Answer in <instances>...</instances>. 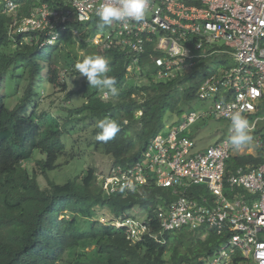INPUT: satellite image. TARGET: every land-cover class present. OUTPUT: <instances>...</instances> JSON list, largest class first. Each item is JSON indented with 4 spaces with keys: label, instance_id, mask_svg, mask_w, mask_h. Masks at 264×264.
Listing matches in <instances>:
<instances>
[{
    "label": "trees",
    "instance_id": "trees-1",
    "mask_svg": "<svg viewBox=\"0 0 264 264\" xmlns=\"http://www.w3.org/2000/svg\"><path fill=\"white\" fill-rule=\"evenodd\" d=\"M18 15L46 4L51 8H69L65 0H12ZM13 16L3 12L0 0V264H204L226 242V235L202 227L162 232L157 214L166 210L181 195L200 201L212 195L204 185L190 186L184 193L156 187L149 182L140 189L109 194L98 183L89 167L64 184L49 177L52 154L65 150V134H76L80 124L90 122L89 145L104 148L111 167L128 168L143 159V153L155 136L178 127L199 101L200 85L222 68L230 66L224 57L200 63L176 78L153 79L155 68L150 50L140 60L141 73H127L129 58L115 49L100 50L84 42L98 27V20L86 23L73 18L53 45H42L44 32L17 34L11 31ZM74 32L83 33L79 55ZM77 43V42H76ZM77 52V53H76ZM87 55L108 59L115 77L118 96L107 89L89 86L74 64ZM155 56V55H154ZM81 78L78 89L70 80ZM136 80H145L138 85ZM50 91L42 96V83ZM148 100L138 102L135 95ZM58 94L62 103L41 109L43 100ZM80 97V106H69L72 97ZM142 112L141 116L137 113ZM115 119L120 131L107 142L96 139L97 122ZM176 118L173 122L172 119ZM138 125V126H137ZM78 132V131H77ZM259 156L232 157L228 168H255L264 163ZM37 155V156H36ZM134 209L139 211L138 216ZM111 212L113 219H146L149 234L138 242L128 239L125 228L98 224L99 211ZM247 259L236 255L232 264ZM245 264V263H244Z\"/></svg>",
    "mask_w": 264,
    "mask_h": 264
},
{
    "label": "built area",
    "instance_id": "built-area-1",
    "mask_svg": "<svg viewBox=\"0 0 264 264\" xmlns=\"http://www.w3.org/2000/svg\"><path fill=\"white\" fill-rule=\"evenodd\" d=\"M65 1L69 8L43 4L27 17L18 15V5L12 0H2V4L3 12L14 18L12 32H44L48 38L42 45H53L58 30L72 18L79 23L98 20L96 8L108 2ZM74 35L81 38L83 33ZM84 42L124 53L132 77L140 75L141 57L150 50L155 55L152 77L158 81L176 78L213 58L230 62L198 89L197 99L210 104L209 112H190L178 127L155 136L140 162L128 168L111 167L98 183L109 194L121 192V184L127 182L135 190L151 182L182 193L192 185H204L212 196L197 201L181 195L157 214L160 230L208 227L226 235V242L204 264H232L236 255L247 259L243 264H264V163L232 171L227 165L232 157H257V151L264 150V0H149L144 21L97 27ZM102 99H108L105 92ZM235 110L249 121L253 142L237 150L223 139L197 150L189 127L211 115L231 126L229 113ZM114 220L110 225L125 228L132 242L150 233L145 218Z\"/></svg>",
    "mask_w": 264,
    "mask_h": 264
},
{
    "label": "rangeland",
    "instance_id": "rangeland-1",
    "mask_svg": "<svg viewBox=\"0 0 264 264\" xmlns=\"http://www.w3.org/2000/svg\"><path fill=\"white\" fill-rule=\"evenodd\" d=\"M74 38L77 42H75V49H79V43L82 41L80 38H77V36H74ZM219 44L223 45V42H220ZM77 52L79 55H82L85 52V48L82 50L79 49ZM206 64L209 65L210 62H207ZM197 68L199 67L197 66ZM136 83L141 85L146 82L145 80H136ZM80 84L81 78L70 80V87L73 90L78 89ZM48 91H50L49 86L45 85L43 82L42 96L47 95ZM150 95V93L147 94V96H142V94H139L135 95L134 98L141 103L145 100H148ZM62 99L63 96L58 94H53V96L48 98L46 97L43 100V106H41V109L50 111L52 107L62 103ZM82 103L83 101L80 97L74 96L71 98L69 106L77 107ZM209 108V103H203L200 101H196L191 105V110L193 112H209ZM137 115L141 116L142 112H138ZM175 119L176 118H173L171 122H173ZM89 123L90 122L80 124L76 128V134H65V150L57 155H51L49 164V177L57 184L66 183L69 179L79 176L89 167L95 170L97 180L99 181L100 177L108 173V171L111 169L112 162L111 159L105 155L104 148L97 145L87 144V141H89V133L91 131V128L88 125ZM230 129L231 126L228 121L211 115L206 119L197 121L194 125L189 127L188 134H190V136L193 138L196 144V149L204 150L219 140L228 139L230 136ZM165 133L166 131H163L161 134ZM133 212H136V214L140 216L137 209H134ZM98 214H104L102 217L93 218V220L97 221L98 224L110 225L111 222L115 221L111 212L107 210H100ZM141 219H143V216L139 217V220Z\"/></svg>",
    "mask_w": 264,
    "mask_h": 264
},
{
    "label": "clouds",
    "instance_id": "clouds-1",
    "mask_svg": "<svg viewBox=\"0 0 264 264\" xmlns=\"http://www.w3.org/2000/svg\"><path fill=\"white\" fill-rule=\"evenodd\" d=\"M149 8V0H108L96 8L95 15L98 18V27L104 28L114 22L128 24L129 22H142ZM74 70L79 76L86 78L89 86L107 89L105 96L119 95V89L115 77L108 75L111 71L109 61L100 55H87L81 61L74 64ZM231 121V135L228 142L237 150L242 149L253 142L250 135V123L244 118L240 110L229 113ZM99 129L96 139L107 142L120 131V125L115 119L105 118L97 122ZM125 189L135 191L131 182L123 183L120 191Z\"/></svg>",
    "mask_w": 264,
    "mask_h": 264
},
{
    "label": "crops",
    "instance_id": "crops-1",
    "mask_svg": "<svg viewBox=\"0 0 264 264\" xmlns=\"http://www.w3.org/2000/svg\"><path fill=\"white\" fill-rule=\"evenodd\" d=\"M249 156H251V155H249ZM255 157V156H254Z\"/></svg>",
    "mask_w": 264,
    "mask_h": 264
}]
</instances>
